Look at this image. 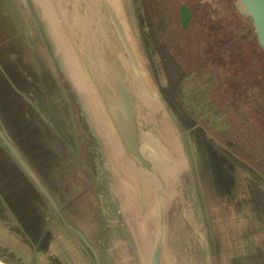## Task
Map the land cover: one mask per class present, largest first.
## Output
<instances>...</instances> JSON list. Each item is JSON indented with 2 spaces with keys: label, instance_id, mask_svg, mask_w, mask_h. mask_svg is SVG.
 I'll return each instance as SVG.
<instances>
[{
  "label": "water",
  "instance_id": "obj_1",
  "mask_svg": "<svg viewBox=\"0 0 264 264\" xmlns=\"http://www.w3.org/2000/svg\"><path fill=\"white\" fill-rule=\"evenodd\" d=\"M25 1L41 16L42 35L39 23L23 20ZM25 1L4 0L0 15L7 24L13 18L14 39L30 45L21 57L23 88H32L28 74L42 81L44 65L54 85L51 101L42 82L40 103L17 93L20 123L32 121L28 143L0 119V148L23 179L0 184V263L194 264L201 248L206 264H264V225L247 239L234 226L264 223L263 216L254 218L262 214L255 192L242 171L238 178L234 172L236 188L225 182L218 151L178 106L175 82L182 71L170 58L161 60L144 0L124 6L123 0H97L88 7L77 0L70 8L67 0L66 6L63 0ZM232 5L249 21L264 56V0ZM95 9L101 17L92 16ZM34 145L50 154L49 181L32 162L39 150ZM46 159L41 156V167ZM187 167L196 204L194 212L182 210L188 213L182 220L173 209L176 192L183 200L178 185ZM108 176L113 183L107 185Z\"/></svg>",
  "mask_w": 264,
  "mask_h": 264
},
{
  "label": "trees",
  "instance_id": "obj_2",
  "mask_svg": "<svg viewBox=\"0 0 264 264\" xmlns=\"http://www.w3.org/2000/svg\"><path fill=\"white\" fill-rule=\"evenodd\" d=\"M214 1L144 0V13L161 60L170 58L182 71L175 82L178 106L218 151L225 182L236 188L234 172L237 178L239 171L246 174L262 208L263 215L254 218L264 217V56L233 0H218L215 8ZM185 39L188 51L181 44ZM205 68L225 75L209 76ZM258 225L264 223H234L246 239Z\"/></svg>",
  "mask_w": 264,
  "mask_h": 264
},
{
  "label": "rangeland",
  "instance_id": "obj_3",
  "mask_svg": "<svg viewBox=\"0 0 264 264\" xmlns=\"http://www.w3.org/2000/svg\"><path fill=\"white\" fill-rule=\"evenodd\" d=\"M15 1L17 2V0ZM83 1L86 3L85 7L90 6V4L95 5V6L99 5V3H97V0H83ZM121 1L122 0H120V2ZM123 2L125 3L126 0H123L121 2L124 6ZM177 2H179V0H177ZM217 2L218 0H215L214 2H212V6L214 8L218 4ZM62 3L65 6L68 3V6L70 8L74 6L75 3H77V0H67V3L65 2V0H63ZM21 12H22L21 15L23 17V20H26L28 23H30V21L33 19L32 25H35V23L37 25L39 23L38 31L42 35L43 31L40 27V19H39V17L41 16L39 15L38 17L35 11L34 4H30V2H26V6L25 5L21 6ZM4 13L6 14V10L4 7V0H0V15H3ZM62 15L64 16L65 13L63 12ZM92 16L96 18L101 17L99 13L97 12V9H95V11L92 12ZM125 16H126V18L124 17L125 23L126 24L131 23L130 17L127 16V14H125ZM48 17L49 19H53L54 13L50 11L48 14ZM189 18L190 17H188L187 20H189ZM88 19L89 17L86 18L85 20H88ZM83 22L80 23L82 26L88 25L87 21H83ZM13 23H14L13 18H12V21L8 24L5 22V19L0 21V119L2 123L4 124L8 133H12L13 136L17 135L21 143H28L30 141L28 133H30L33 130L32 121L28 122L27 124H23V125L20 123V122H23L22 120L23 113L20 110L22 103L20 99L18 98L17 93L22 92V95L25 94L28 98L33 97V99H36L37 102L40 103L41 100L39 96L40 95L39 84L42 82V85L45 88L44 91L47 90L49 92L47 97L49 101H51V97H52L51 89L54 85V81L52 78H50L48 71L46 72L47 76L45 77V69H44L45 65H44L42 69L38 71L39 75L42 74V81L38 83V80L35 75L28 74V76L32 78V81H33L32 88H29L28 91L23 88L24 87L23 77L25 76L21 75L20 72H23L26 69L21 63V57L23 56L24 51H25L24 47H27V49H29L30 45H28L25 41L20 42L18 39H14L15 34L13 32V29H16V26L15 25L12 26ZM97 36H98L97 33H93L90 37L93 40V44L95 46L94 56L96 58L98 55ZM61 46L63 47L62 44ZM37 62H34V63L37 64ZM46 78H47L48 85H46ZM27 113H30L29 110H27ZM160 115L162 116L163 114L160 113ZM20 126H22L23 128L18 130ZM166 127L168 128L167 125ZM37 134H38V130H37ZM173 142L175 143L174 140ZM34 146L37 147V149L39 150H35V152H37V155L35 156L32 155L31 159H32V162L36 164L37 166L36 169L39 171V173L42 174V178L45 179V177L47 176L44 175V172L47 170V167L50 166L49 170L53 171V164L49 160L50 154L47 152L46 149H42L41 146H37V145H34ZM41 156L47 157L45 167L40 166ZM46 179L47 181H49V177H47ZM105 180H107V183H106L107 185L108 183H113L112 178L109 176ZM192 180H193L192 172L187 167L186 170L182 172L180 179H179V181H182V184L178 185V187L182 189L183 200L181 203L179 202V199L177 197V192H176L175 199H174L176 202V207L173 209V212H176L177 215H179L182 218V220H185L186 217L188 216L187 211L186 213H182V210L183 209L186 210L187 206H189V208H191L193 212L195 211L194 210L195 204H196L195 194H194L195 187H194V182L192 183ZM9 181L23 182V179H21V177L16 171V168L8 161L7 156L4 154L3 150L0 148V184H6ZM52 181H50L49 184H51L54 187L55 185ZM116 191L120 192V190H116ZM11 198H16V197L11 196ZM120 198H122L121 195H120ZM195 222H197V220ZM199 249H200V253H198L196 256H193L192 261L194 262V264H206V254L202 251L201 248Z\"/></svg>",
  "mask_w": 264,
  "mask_h": 264
},
{
  "label": "flooded vegetation",
  "instance_id": "obj_4",
  "mask_svg": "<svg viewBox=\"0 0 264 264\" xmlns=\"http://www.w3.org/2000/svg\"><path fill=\"white\" fill-rule=\"evenodd\" d=\"M220 1L222 2V0H220ZM223 1H225V0H223ZM168 5H169V1H168ZM170 6H172V8L175 9L177 5L173 3V5L170 4ZM181 9H182V8L180 7V14H181ZM232 27H236V26H235V25H232ZM235 29H236V28H235ZM181 44L184 45V50H185V51H188L189 44H188V42H186V39H185L184 42H182ZM213 66H215V64H214ZM260 67L262 68L263 65H260ZM204 72H205L207 75H209V76L212 75V74H217V72L220 73L222 76L225 75V71H224V70H221V71L217 70V72H216V71H209L207 68H205Z\"/></svg>",
  "mask_w": 264,
  "mask_h": 264
},
{
  "label": "bare ground",
  "instance_id": "obj_5",
  "mask_svg": "<svg viewBox=\"0 0 264 264\" xmlns=\"http://www.w3.org/2000/svg\"><path fill=\"white\" fill-rule=\"evenodd\" d=\"M1 264V263H0Z\"/></svg>",
  "mask_w": 264,
  "mask_h": 264
}]
</instances>
